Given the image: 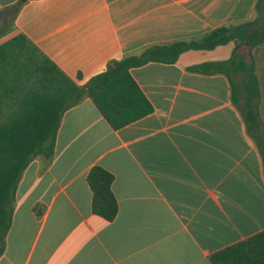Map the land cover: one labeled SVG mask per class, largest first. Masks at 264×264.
Wrapping results in <instances>:
<instances>
[{"label":"crops","instance_id":"0c3cea01","mask_svg":"<svg viewBox=\"0 0 264 264\" xmlns=\"http://www.w3.org/2000/svg\"><path fill=\"white\" fill-rule=\"evenodd\" d=\"M254 1L24 0L0 42L24 33L82 84L125 53L247 19ZM233 47L131 66L151 110L117 128L88 97L66 108L52 154L32 157L16 183L0 264H210L212 251L263 229L260 156L232 99L243 100V73H231V88L221 72L187 68ZM236 50L252 59L264 133V40ZM94 164L112 174L110 219L90 208Z\"/></svg>","mask_w":264,"mask_h":264},{"label":"trees","instance_id":"16d2710c","mask_svg":"<svg viewBox=\"0 0 264 264\" xmlns=\"http://www.w3.org/2000/svg\"><path fill=\"white\" fill-rule=\"evenodd\" d=\"M24 0L0 9L2 26L6 27ZM232 40L228 58L204 61L187 66L202 72H221L231 88V73L241 71L243 100L232 90L247 132L260 156L264 175V133L256 110L258 86L253 62L237 52L241 43L249 48L264 40V0H255L252 16L237 22L217 25L187 38L167 40L143 46L138 52L125 53L106 62L105 68L84 83L78 84L22 32L0 42V253L10 224L13 194L20 174L36 155L48 158L62 112L88 97L105 121L117 128L151 110V104L131 76L129 68L146 61L172 62L188 48H211ZM112 174L94 164L86 173L91 190L90 208L106 219L116 212V201L110 188ZM210 264H264V228L212 251Z\"/></svg>","mask_w":264,"mask_h":264},{"label":"rangeland","instance_id":"374dc122","mask_svg":"<svg viewBox=\"0 0 264 264\" xmlns=\"http://www.w3.org/2000/svg\"><path fill=\"white\" fill-rule=\"evenodd\" d=\"M44 158V157H43Z\"/></svg>","mask_w":264,"mask_h":264}]
</instances>
